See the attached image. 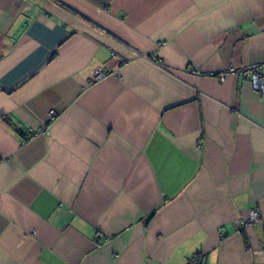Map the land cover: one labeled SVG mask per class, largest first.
<instances>
[{"label":"crops","instance_id":"crops-1","mask_svg":"<svg viewBox=\"0 0 264 264\" xmlns=\"http://www.w3.org/2000/svg\"><path fill=\"white\" fill-rule=\"evenodd\" d=\"M251 64L264 0H0V264H264Z\"/></svg>","mask_w":264,"mask_h":264},{"label":"built area","instance_id":"built-area-1","mask_svg":"<svg viewBox=\"0 0 264 264\" xmlns=\"http://www.w3.org/2000/svg\"><path fill=\"white\" fill-rule=\"evenodd\" d=\"M215 75V74H213ZM229 75H243L245 76L251 83L252 88L260 93H264V66L261 64H251L241 67H229L226 71L220 74H216L215 76L219 81H223L225 77ZM105 76L101 70H96L94 72L93 78L95 80L102 79ZM38 131H42L41 128ZM32 133H29L28 136H31ZM259 220V214L256 210H251L248 214V218L246 220L240 219L239 223L242 227L247 224L255 223ZM201 260L200 254L196 253L190 259H188L187 264H199Z\"/></svg>","mask_w":264,"mask_h":264}]
</instances>
